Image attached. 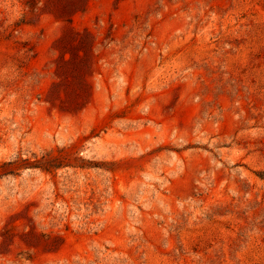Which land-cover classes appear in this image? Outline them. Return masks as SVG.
<instances>
[{"label":"rangeland","instance_id":"rangeland-1","mask_svg":"<svg viewBox=\"0 0 264 264\" xmlns=\"http://www.w3.org/2000/svg\"><path fill=\"white\" fill-rule=\"evenodd\" d=\"M0 264H264V0H0Z\"/></svg>","mask_w":264,"mask_h":264},{"label":"trees","instance_id":"trees-1","mask_svg":"<svg viewBox=\"0 0 264 264\" xmlns=\"http://www.w3.org/2000/svg\"><path fill=\"white\" fill-rule=\"evenodd\" d=\"M56 160L51 154H46L39 160L29 161L28 159L18 158L11 162L2 163L0 164V178L6 175H14L21 169L40 168L49 171L56 167L58 163Z\"/></svg>","mask_w":264,"mask_h":264}]
</instances>
